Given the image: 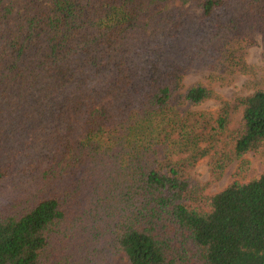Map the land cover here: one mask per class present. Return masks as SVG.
<instances>
[{"label": "trees", "instance_id": "trees-1", "mask_svg": "<svg viewBox=\"0 0 264 264\" xmlns=\"http://www.w3.org/2000/svg\"><path fill=\"white\" fill-rule=\"evenodd\" d=\"M174 1L0 0V264H264V171L190 201L199 141L230 114L198 115L214 89L185 79L244 70L264 0H202L195 25ZM237 107L216 173L264 147V88Z\"/></svg>", "mask_w": 264, "mask_h": 264}, {"label": "rangeland", "instance_id": "rangeland-1", "mask_svg": "<svg viewBox=\"0 0 264 264\" xmlns=\"http://www.w3.org/2000/svg\"><path fill=\"white\" fill-rule=\"evenodd\" d=\"M201 2L202 0H195L182 4L181 1L175 0L170 5L182 6L186 17L189 20L187 23L195 25V23L191 21L199 19L202 12ZM234 53L236 61L240 62V65H244L245 68L244 70L238 72V74L231 80L226 82L217 80L215 78L217 74L211 75L208 70L200 69L199 67H195V69L190 71L185 78L187 82L199 81L207 86H211L214 89L215 95L196 107L198 115H202L206 121L212 122L219 117L224 107H227L226 110L228 109V113L230 114L224 134H220L216 138L211 139L207 131V138H202L199 141V147L196 149H199V151L204 150L207 153L206 155L199 156L198 159L190 166V173L196 184L194 192L190 195L191 203H203L205 195H211L222 190L229 183V181L234 178L246 181L259 176L264 171L263 147L260 151H249L246 155H244V157L249 161V166L246 171H241L239 169L240 160H233L223 168L221 173L215 172V163L220 157L221 152L231 153L232 150V145L227 142L226 136L239 126L241 118V110L237 107L239 98L250 94L257 88H264V41L262 40L261 35H257L256 40L253 43L237 49ZM169 56L171 57V55ZM180 156V154L176 156V159H179ZM84 171L85 169H82V171L76 176H81L84 184L93 185L97 174L90 176L87 174V176H84ZM99 177H101L102 181L108 178L106 172L104 171H101ZM102 188L103 187H95L94 185L93 187H81V194L89 191L91 195L100 194L103 196ZM103 189L105 190V188ZM17 195V192L6 193L2 196L1 201H10ZM99 203L100 199L92 204L91 207L93 210L100 211L102 209L101 206L96 205ZM85 206L87 205L84 204V207ZM99 264L131 263L127 260L124 253H118L111 257L102 259ZM190 264L202 263L194 260Z\"/></svg>", "mask_w": 264, "mask_h": 264}]
</instances>
